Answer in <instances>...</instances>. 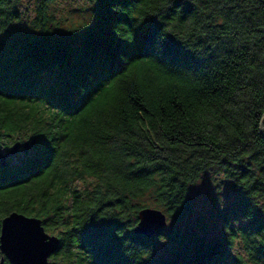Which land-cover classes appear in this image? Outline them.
<instances>
[{"label": "trees", "instance_id": "trees-1", "mask_svg": "<svg viewBox=\"0 0 264 264\" xmlns=\"http://www.w3.org/2000/svg\"><path fill=\"white\" fill-rule=\"evenodd\" d=\"M20 1L0 0V144L49 147L0 166V221L57 229L64 264H264V0H89L91 23L61 34L56 0H36L39 34L15 27ZM211 169L218 233L191 220ZM151 205L170 225L147 238Z\"/></svg>", "mask_w": 264, "mask_h": 264}, {"label": "rangeland", "instance_id": "rangeland-1", "mask_svg": "<svg viewBox=\"0 0 264 264\" xmlns=\"http://www.w3.org/2000/svg\"><path fill=\"white\" fill-rule=\"evenodd\" d=\"M19 20L14 22V26L26 31L36 33V0H21L19 2ZM92 8L93 4L89 0H56L50 4L48 14L50 16V27L51 31L56 34H61L67 29L90 24L92 20ZM14 143V142H13ZM13 143L9 144L11 147ZM9 147V148H10ZM32 148L29 149V151ZM9 149L5 145L0 144V154H5ZM25 152L20 149L16 155L12 156L7 160L13 164L18 163L23 157ZM219 176L215 174L214 169L209 170L204 173L201 178L190 187L189 198L193 205V213L191 215V220L198 222L202 220L207 222L208 226L215 224V231L218 233L220 222L215 223L217 220L218 212L226 206L227 203V193L224 192L225 185L220 182ZM92 184L91 179H86L83 181H76L73 185L77 189L89 188ZM224 192V197L221 193ZM144 203H150L149 199L143 200ZM225 205V206H224ZM151 207L154 208L153 205ZM51 227H54L52 222H49ZM170 225L167 219V226ZM180 227L182 224H179ZM44 227V226H43ZM167 228V227H166ZM164 228V229H166ZM198 229V227H197ZM45 232L48 235L57 237V229H46ZM158 253H161V247L158 249ZM48 262L51 264H64L61 257L58 255H52Z\"/></svg>", "mask_w": 264, "mask_h": 264}, {"label": "water", "instance_id": "water-1", "mask_svg": "<svg viewBox=\"0 0 264 264\" xmlns=\"http://www.w3.org/2000/svg\"><path fill=\"white\" fill-rule=\"evenodd\" d=\"M259 129L264 139V113L260 119ZM34 141L13 144L5 154H0V166H5L7 160L20 149L28 152ZM17 221H28L39 228H34L25 241L21 242L20 232L15 226ZM166 227L167 216L164 212L155 208H143L137 213L134 233L150 238ZM59 246V238L48 235L42 221L36 217L11 212L0 221V258L3 261L6 259L9 264H51L48 259L58 252Z\"/></svg>", "mask_w": 264, "mask_h": 264}, {"label": "snow or ice", "instance_id": "snow-or-ice-1", "mask_svg": "<svg viewBox=\"0 0 264 264\" xmlns=\"http://www.w3.org/2000/svg\"><path fill=\"white\" fill-rule=\"evenodd\" d=\"M111 12L115 15V13L112 9V6H111ZM146 25H151V27H152V22L145 20L142 24L139 25V27L137 28V38H138V36L141 39L143 38L144 29H145ZM4 33H0V35H3ZM31 147H32L34 152L41 154V153L47 151L49 146L40 142V141H34L33 144L31 145ZM224 192L221 193V195L224 197V201H225ZM260 215L264 216V213H261ZM15 226L18 228V230L20 232L21 242L25 241V238L34 230V228H39L38 225H33V224L29 223L28 221H17ZM109 239H111L110 234L104 233V234H101L100 236L97 237V243L100 247H102L106 243V241ZM0 264H4V261L2 258H0Z\"/></svg>", "mask_w": 264, "mask_h": 264}]
</instances>
